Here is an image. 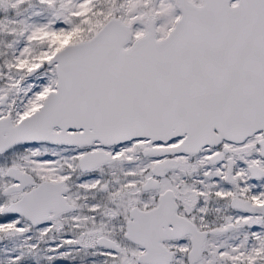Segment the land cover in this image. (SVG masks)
Masks as SVG:
<instances>
[{
    "label": "snow or ice",
    "instance_id": "snow-or-ice-1",
    "mask_svg": "<svg viewBox=\"0 0 264 264\" xmlns=\"http://www.w3.org/2000/svg\"><path fill=\"white\" fill-rule=\"evenodd\" d=\"M0 264H264V0H0Z\"/></svg>",
    "mask_w": 264,
    "mask_h": 264
}]
</instances>
